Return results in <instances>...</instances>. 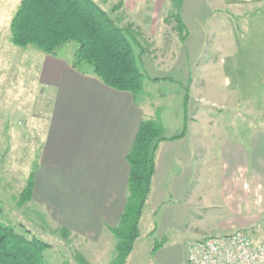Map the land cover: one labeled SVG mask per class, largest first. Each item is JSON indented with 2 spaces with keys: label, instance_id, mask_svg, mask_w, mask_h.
Instances as JSON below:
<instances>
[{
  "label": "crops",
  "instance_id": "0c3cea01",
  "mask_svg": "<svg viewBox=\"0 0 264 264\" xmlns=\"http://www.w3.org/2000/svg\"><path fill=\"white\" fill-rule=\"evenodd\" d=\"M97 1L102 6L107 1L113 2L111 5L120 2V14L135 16L131 21L150 23V29L155 28L153 24L158 18L164 22V17L173 19L175 13L170 0ZM223 2L238 8L255 7L239 35L231 13L226 11L236 46L228 47L221 57L219 75L224 92L217 93L215 86L213 91L205 87L218 73L215 66L188 69L186 81H181L189 85V100L185 101L183 88L177 90L176 105L183 111L181 119H175L171 125L167 113L165 121L163 115L159 116L164 139L158 141L155 149V170L147 198L166 196V202H175L177 218H187L205 230H216L206 231V235L251 226L264 214V127L253 129L250 135L241 133L240 140H222L218 180H202L205 171L201 164L209 158L201 155L199 144L212 137L210 130H219L221 125L218 128L217 122L212 121L216 116L211 118L208 114L202 122L196 101L206 98L205 102L217 108L246 101L256 92L264 98V0ZM206 3L183 0V22L197 20L195 14L202 6L208 7ZM190 39L189 33L183 41L175 38L179 54L187 53L183 50ZM72 57L73 53L64 46L55 48L53 53L43 52L40 57L43 87L39 104L46 115L38 141L37 163L31 172L28 203L36 205L57 230L67 228L68 238L81 243L82 254H90L96 260L107 258L114 250L115 238L108 227L117 223L126 201V154L139 122L150 118L157 107L154 110L153 102L144 94L133 95L105 84L88 64L73 67ZM168 124L173 133H164ZM244 124V130H249V125ZM182 131V136L171 138Z\"/></svg>",
  "mask_w": 264,
  "mask_h": 264
},
{
  "label": "rangeland",
  "instance_id": "374dc122",
  "mask_svg": "<svg viewBox=\"0 0 264 264\" xmlns=\"http://www.w3.org/2000/svg\"><path fill=\"white\" fill-rule=\"evenodd\" d=\"M18 1L0 0V206L5 219L15 224L18 231L27 227L50 244L44 250V259L48 264H63L64 260L72 264H103L112 259L114 250L107 258L93 260L90 254H82L79 241L61 235L60 230L43 217L36 205L28 203L30 199L18 202L20 191L37 163L38 141L46 115L45 109L42 110L43 106L39 104L43 87L40 80V57L43 52L33 45H14L10 40V20ZM205 1L208 7L200 8L199 13L195 14L197 20L187 19L183 29L184 34L189 33L191 37L183 50L188 53L185 56L182 51L178 53L179 45L173 42L175 38H180L174 18L164 17V22L158 18L159 21L153 24L155 28L150 29V23L131 21L136 17L120 14L117 11L119 8L112 10L113 2L107 1L103 6L120 24L127 26L138 41L133 44V50L139 68L146 75L145 92L142 94L153 102L154 110L157 107L151 117L163 115L162 119L165 121L167 113L166 117L171 125L175 119H181L183 114L180 105H176L177 90L184 89L188 69L193 71V66H202L204 69L206 66H215L218 73L214 74V79L207 82L205 87L213 91L215 86L217 93L224 92L219 75L223 66L221 57L228 47L236 46L226 11L231 13L235 31L239 35L245 29L246 19L255 10V7L238 8L225 4L223 0ZM73 44L62 46L74 53ZM157 63L159 64L156 65ZM168 75L173 80L161 78ZM153 77L159 79L153 80ZM253 95L246 101L217 108L205 102L206 98L196 101L195 106L200 111L202 122L207 119L208 114L211 118L216 116L212 121L217 122L218 128L221 125L219 130H210L212 137L199 144L201 155H208L206 157L209 158L206 163L201 164L205 171L202 173V180H218L222 140H240L241 133L250 135L253 129L264 127V98L261 92ZM202 122L201 128L204 127ZM244 123L249 125V130H244ZM170 124L166 126L164 133H173ZM166 201V196L153 200V195L147 200L140 219V234L135 239L125 264H187L190 242L205 236L206 231L216 233V230L196 226L195 222H190L187 218H177L173 210L175 202ZM19 223H23L24 228ZM241 228L248 231L252 238L263 240L264 214L251 226ZM82 255H85L87 261L84 262Z\"/></svg>",
  "mask_w": 264,
  "mask_h": 264
},
{
  "label": "trees",
  "instance_id": "16d2710c",
  "mask_svg": "<svg viewBox=\"0 0 264 264\" xmlns=\"http://www.w3.org/2000/svg\"><path fill=\"white\" fill-rule=\"evenodd\" d=\"M170 1L175 7L173 17L183 41L186 35L183 32L185 23L180 15L183 0ZM120 5V2L114 4L112 10ZM9 29L14 45H33L46 53L74 43L73 67L88 64L105 84L133 95L144 93L146 75L139 68L133 50V44L138 41L127 26L120 24L97 0H19ZM183 85L187 102L189 85ZM162 130L159 116L139 122L135 139L126 154L129 163L126 201L117 223L108 227L115 238L114 256L103 264H125L140 234V219L155 170V149L158 141L164 139ZM182 135L183 131L171 138ZM31 190L32 175L20 191L18 202L30 199ZM19 225L24 228L23 223ZM59 230L63 236L70 234L67 228ZM48 247L50 244L29 228L18 231L15 224L5 219L0 206V264H48L44 259V250ZM63 264L72 263L64 260Z\"/></svg>",
  "mask_w": 264,
  "mask_h": 264
},
{
  "label": "built area",
  "instance_id": "2783aa9c",
  "mask_svg": "<svg viewBox=\"0 0 264 264\" xmlns=\"http://www.w3.org/2000/svg\"><path fill=\"white\" fill-rule=\"evenodd\" d=\"M187 264H264V239L252 238L241 227L205 235L190 242Z\"/></svg>",
  "mask_w": 264,
  "mask_h": 264
}]
</instances>
